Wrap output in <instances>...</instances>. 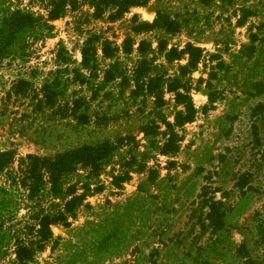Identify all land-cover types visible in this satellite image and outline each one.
I'll return each mask as SVG.
<instances>
[{"label": "rangeland", "instance_id": "374dc122", "mask_svg": "<svg viewBox=\"0 0 264 264\" xmlns=\"http://www.w3.org/2000/svg\"><path fill=\"white\" fill-rule=\"evenodd\" d=\"M79 1L0 0V264H264V0Z\"/></svg>", "mask_w": 264, "mask_h": 264}, {"label": "trees", "instance_id": "16d2710c", "mask_svg": "<svg viewBox=\"0 0 264 264\" xmlns=\"http://www.w3.org/2000/svg\"><path fill=\"white\" fill-rule=\"evenodd\" d=\"M138 0H93L95 4V13L96 17H101L107 7L111 4L113 5L115 11L112 12V18H119L121 17L127 10L129 9L130 5L137 3ZM53 9H51V13L53 17H60L63 16L67 11L68 8L76 9L80 5L79 0H51ZM64 215H59V217H51L49 215L44 216L41 218V228L38 230V237L39 240L35 242V244H40L41 242H45L48 240L53 232L51 229V225L58 221H64ZM36 248L33 245L25 244V243H18L16 246V255L19 264H25L35 253Z\"/></svg>", "mask_w": 264, "mask_h": 264}]
</instances>
